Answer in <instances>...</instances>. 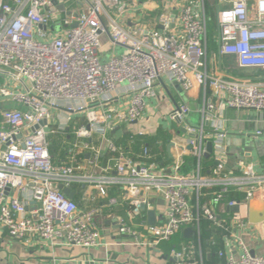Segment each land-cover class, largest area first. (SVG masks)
Returning a JSON list of instances; mask_svg holds the SVG:
<instances>
[{"label": "built area", "instance_id": "obj_1", "mask_svg": "<svg viewBox=\"0 0 264 264\" xmlns=\"http://www.w3.org/2000/svg\"><path fill=\"white\" fill-rule=\"evenodd\" d=\"M214 1L218 33L212 55L232 57L247 76L209 71L205 0H184L178 16L162 14L153 30L140 24L125 28L109 13L138 7L139 0H0V229L11 239L96 248L101 210L81 209L59 186L94 187L111 205L118 199L110 198L109 189L119 187L138 208L152 209L150 199L141 197L145 194L163 201V221L145 227L154 244L185 228L200 233L202 221H207L229 232L219 252L225 264H264V257L252 255L241 237L250 229L247 221L239 214L221 216L216 208L264 199V172L244 162L240 174L227 171V133L220 119L223 108L264 112V78L254 75L264 74V0H255L252 7L249 0ZM164 80L179 84L185 93L202 90L199 125L190 122L191 109L184 101L168 116L190 136L180 149L199 164L212 143V177L199 171L180 174L181 163L168 174L143 161L146 151L131 156L109 138L115 129L142 123ZM6 102L11 105L3 106ZM82 116L87 123L74 128L64 158L56 159L50 136L65 134L76 126L74 118ZM132 131L140 137L148 132L145 126ZM254 138H264V131ZM108 153H118L115 167L101 165ZM212 189L218 191H205ZM234 193L243 200L230 198ZM208 195L211 200L201 204ZM119 225L121 234L139 241L123 220ZM182 256L175 253L178 264H184Z\"/></svg>", "mask_w": 264, "mask_h": 264}, {"label": "crops", "instance_id": "obj_2", "mask_svg": "<svg viewBox=\"0 0 264 264\" xmlns=\"http://www.w3.org/2000/svg\"><path fill=\"white\" fill-rule=\"evenodd\" d=\"M183 1L139 0L140 5L138 7H128L121 14L117 9H112L109 13L125 28L140 24L147 30H153L159 26L158 19L162 14L170 13L178 16V6ZM254 3L255 0H249L251 7ZM212 41L210 44L212 51L208 59L209 71L222 76H239L240 70L236 68L232 57L220 58L217 55L213 57L212 53L215 54L217 48L214 37ZM104 44L108 49L107 37H104ZM115 50L120 51L122 49L116 48ZM156 89L159 99L150 101L148 112L142 123L135 127L121 128L123 134L120 136L113 135L111 132L109 138L116 147L126 151L131 156L141 155L140 149L143 145H148L152 155L149 154L143 161L148 165L154 164L165 169L168 174L174 172L176 165L181 163L180 174L191 175L199 171L203 177H212V169L215 166L213 156L203 157L199 164L191 153H183L180 147L186 145L190 136L184 131L180 123L171 121L168 116L177 103L184 101L191 109L190 122L193 125H199V112L203 106L202 90L196 88L190 93H185L179 84L170 83L166 80L159 83ZM249 113L253 112L227 108H223L220 112L222 127L227 133V138L224 141L227 154V171H232L237 175L241 173L238 168L239 164L243 162L253 165L258 173L264 172V138H254L257 131H264V120L259 117L251 119L247 116ZM71 123L76 126L67 129L65 134L50 136V149L56 159L64 158V145L72 140L74 128L85 125L87 121L82 116L75 117ZM141 126L147 127V135L140 137L132 134L133 128H140ZM207 129L209 130L210 127ZM94 138L95 142L99 143L100 138L98 136ZM171 143L174 145L168 151ZM102 151L105 152V150ZM116 157H118V153L102 155L100 163L102 166L111 165L115 167ZM112 175L116 176V172H113ZM72 190L75 193L73 200L79 204L81 209L96 208L101 210L96 219L101 235L100 246L91 249L68 248L46 243L39 239H34L33 242L27 244L11 239L5 231L0 229V264H178V261H173L175 253H182L184 264H225V259L219 256V252L224 250V238L229 235V232L224 229H219L224 231V235L218 251L214 249L213 236L209 232L211 227H215L207 221H202L200 233L193 230L191 237L185 236V228L169 241L154 244V239L147 236L145 231V227L150 226L146 211H143L142 207L135 206L134 201L119 187L109 189L110 198L116 197L118 199V203L115 205H111L108 198L101 197L94 187L78 185ZM216 190L218 191V189L205 191L214 192ZM234 195L241 196V200H243L242 195L235 193ZM141 197L150 199L152 206L150 210L155 211L156 224H160L163 221L162 213L165 209L162 200L152 194H145ZM211 198L212 195H208L200 203L209 202ZM195 202L196 200H193L194 205ZM253 202L256 203L257 208H261L264 199L256 198ZM221 205L224 204L216 207L221 216L233 215L227 212L225 205L222 210ZM248 205H242L239 213V216L246 221ZM121 220L138 233V237H141L139 241L131 235H124L119 232V221ZM203 224L209 226L205 233L202 230ZM241 237L256 256L264 257V224L260 227L250 226V229L246 230V233H242ZM179 263L182 264L181 261Z\"/></svg>", "mask_w": 264, "mask_h": 264}, {"label": "water", "instance_id": "obj_3", "mask_svg": "<svg viewBox=\"0 0 264 264\" xmlns=\"http://www.w3.org/2000/svg\"><path fill=\"white\" fill-rule=\"evenodd\" d=\"M185 131V129H184ZM113 135L116 136H120L121 134H123V131H121V129H115L114 131H112ZM174 143H171L168 147V151H170L171 147H173ZM107 146V143H104L102 150H105ZM207 149H208V154L206 155V157H209L210 154L212 153V143L209 142L207 144ZM59 189L63 191V193L65 195H67L69 198L73 199L74 198V191L70 188H66L63 185L59 186ZM163 202V201H162ZM248 218H247V223L250 226H255V227H260L264 224V204L261 208H257L256 203L253 202V200L249 201L248 203ZM220 208L223 210L224 209V205H221ZM227 212L232 213V214H239L240 213V206L237 205L235 207L232 208H226ZM143 211H146L147 213V221L148 224L150 226H155L156 222H157V216L154 210H147L145 206L142 207ZM193 233V229L192 228H186L184 230V234L186 237H191ZM252 255H255L254 252H252ZM173 261L177 262V259L174 258Z\"/></svg>", "mask_w": 264, "mask_h": 264}, {"label": "trees", "instance_id": "obj_4", "mask_svg": "<svg viewBox=\"0 0 264 264\" xmlns=\"http://www.w3.org/2000/svg\"><path fill=\"white\" fill-rule=\"evenodd\" d=\"M205 7H206V11H207V16H208V19H209L208 27H209V36H210V44H211V42H213L212 38H213V36H214V34L216 32V29H217L216 21L212 22V19H213L214 15L216 16V12H215L216 11V4H215V1L214 0H205ZM232 65H234V64H232ZM247 74L248 73L246 72V75H244V76H247ZM254 75H255V77H258V78H264V74L260 73V72L254 73ZM239 76H241V75H239ZM140 151H141V154H143V155H144L145 151L148 153V155L149 154L152 155L151 148L148 145H143V147L140 149ZM215 166H216V164H215ZM230 198L241 200V196L234 195V194H231ZM207 228H209V226H207V224H205V225L203 224V227H202L203 233H205L207 231ZM209 232L213 236V241L212 242L214 244V249L216 251H218L220 249L221 244H222L221 241H222V237L224 235V231L222 232L221 230H219L217 228H212L211 227Z\"/></svg>", "mask_w": 264, "mask_h": 264}, {"label": "rangeland", "instance_id": "obj_5", "mask_svg": "<svg viewBox=\"0 0 264 264\" xmlns=\"http://www.w3.org/2000/svg\"><path fill=\"white\" fill-rule=\"evenodd\" d=\"M215 12H216V16L214 15V17L212 19V22L216 21V23H217V11H215ZM217 33H218V26H217V29H216V32H215L214 36L217 35ZM211 51H212V48H210V52ZM238 74L241 75V76H244V75H246V72L239 71ZM10 105H11V103L6 102L3 106L9 107ZM250 112H253V113H249V114H247V116H249L251 119L259 117V118L264 120V112H261L260 114L258 112L256 113L255 111H250Z\"/></svg>", "mask_w": 264, "mask_h": 264}]
</instances>
